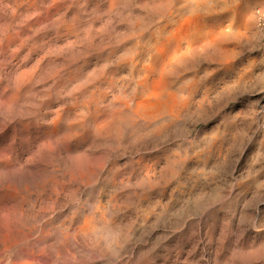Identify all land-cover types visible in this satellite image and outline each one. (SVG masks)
I'll return each mask as SVG.
<instances>
[{
    "label": "rangeland",
    "instance_id": "obj_1",
    "mask_svg": "<svg viewBox=\"0 0 264 264\" xmlns=\"http://www.w3.org/2000/svg\"><path fill=\"white\" fill-rule=\"evenodd\" d=\"M178 1L0 0V264H264V0ZM216 26L232 34L224 47L233 56L221 62L202 48L179 61L185 70L170 68L171 91L194 89V100L169 128L158 124L148 138L134 117L97 133L91 121L77 126L78 102H88L83 115L98 107L77 90L89 70L102 72L101 99H117L133 81L127 49L165 27L183 35Z\"/></svg>",
    "mask_w": 264,
    "mask_h": 264
},
{
    "label": "bare ground",
    "instance_id": "obj_2",
    "mask_svg": "<svg viewBox=\"0 0 264 264\" xmlns=\"http://www.w3.org/2000/svg\"><path fill=\"white\" fill-rule=\"evenodd\" d=\"M178 1V0H177ZM182 1H185V0H182ZM181 1V2H182ZM187 1V0H186ZM195 1V0H194ZM193 1V2H194ZM197 1V0H196ZM200 1L201 0H199V3H200ZM205 1V0H204ZM235 1V0H234ZM234 1H233V3H234ZM248 1V0H247ZM110 2V1H109ZM179 2V1H178ZM190 2V1H189ZM203 2V1H202ZM209 2V1H208ZM208 2H206L207 4H208ZM216 2V1H215ZM227 2V1H226ZM102 3H103V1H102ZM112 3V2H111ZM177 3V2H176ZM183 3V2H182ZM211 3V2H210ZM230 3V2H229ZM236 3V2H235ZM178 4V3H177ZM181 4V3H180ZM195 4V3H194ZM204 4V3H203ZM228 4V3H227ZM232 4V3H231ZM245 4V3H244ZM101 5H103V4H101ZM186 5H188V3L186 2ZM209 5V4H208ZM214 5V4H213ZM219 5V4H218ZM239 5V4H238ZM165 6V5H164ZM177 6V5H176ZM182 6H184L183 4H182ZM182 6H181V8H182ZM215 6V5H214ZM220 6H221V4H220ZM243 6V5H242ZM204 7V6H203ZM202 7V8H203ZM209 7V6H208ZM207 7V8H208ZM216 7V6H215ZM239 7H241V6H239ZM246 7V6H245ZM178 8V7H177ZM184 8V7H183ZM198 8V7H197ZM206 8V7H205ZM211 8V7H210ZM220 8V7H219ZM222 8V7H221ZM228 8V7H227ZM111 9H112V5H111ZM190 9V8H189ZM194 9V7L192 6L191 7V9H190V11L191 10H193ZM201 9V8H200ZM204 9V8H203ZM203 9H202V11H203ZM217 10H219L218 8H216ZM215 9V10H216ZM172 10V9H171ZM179 10H181V9H179ZM195 11H198V10H196V8L194 9ZM213 10V9H212ZM216 10V11H217ZM222 10H224V9H222ZM226 10V9H225ZM246 10V9H245ZM169 11V10H168ZM176 11V10H175ZM208 11V10H207ZM220 11H221V9H220ZM231 11V10H230ZM237 11V10H236ZM247 11V10H246ZM170 12V11H169ZM177 12V11H176ZM183 12V11H182ZM188 12V11H187ZM192 12H194V11H192ZM199 12H200V10H199ZM211 12V11H210ZM210 12H208V13H210ZM213 12V11H212ZM228 12V11H227ZM238 12V11H237ZM243 12V11H242ZM175 13V12H174ZM173 13V14H174ZM178 13V12H177ZM195 13V12H194ZM203 13H206V11H204ZM180 14V13H179ZM190 14H192L191 12H190ZM189 14V15H190ZM199 14V13H198ZM197 14V15H198ZM200 14H202V13H200ZM212 14V13H211ZM228 14H229V12H228ZM232 14V13H231ZM237 14V13H236ZM241 14V13H240ZM244 14V13H243ZM167 15V14H166ZM206 14H204V16H205ZM227 15V14H226ZM239 15V14H238ZM175 16H177V15H175ZM179 16V15H178ZM177 16V17H178ZM210 16V15H209ZM219 16V15H218ZM229 16V15H228ZM228 16H227V18H228ZM231 16V15H230ZM233 16V15H232ZM242 16H244V15H242ZM241 16V17H242ZM246 16V15H245ZM159 17V16H158ZM180 17V16H179ZM185 17V16H184ZM199 17V16H198ZM214 17H215V15H214ZM223 17V16H222ZM240 17V16H239ZM175 18V17H174ZM181 18V17H180ZM180 18H179V20H180ZM197 18V17H196ZM202 18H203V16H202ZM202 18H201V20H202ZM210 18V17H209ZM217 18V17H216ZM224 18H225V15H224ZM231 18V17H230ZM167 19V18H166ZM177 19V18H176ZM204 19V18H203ZM207 19V18H206ZM211 19V18H210ZM210 19H209V21H210ZM213 19V18H212ZM218 19H219V17H218ZM232 19V18H231ZM236 19V18H235ZM244 19V18H243ZM171 20V19H170ZM169 20V21H170ZM173 20V19H172ZM191 20H192V18H191ZM198 20V19H197ZM217 20V19H216ZM216 20H214V21H216ZM222 20V19H221ZM242 20V19H241ZM88 21V20H87ZM94 21V20H93ZM173 21H175V20H173ZM189 21V20H188ZM204 21V20H203ZM218 21V20H217ZM225 21H227V19H225ZM233 21V20H232ZM236 21V20H235ZM98 22V21H97ZM96 22V23H97ZM127 22V21H126ZM166 22V21H165ZM171 22V21H170ZM169 22V23H170ZM180 22V21H179ZM182 22V21H181ZM195 22H197V21H195ZM211 22V21H210ZM228 22V21H227ZM230 22V21H229ZM243 22V21H242ZM245 22V21H244ZM103 23V22H102ZM133 23V22H132ZM139 23V22H138ZM161 23V22H160ZM160 23H158L159 25H160ZM175 23V22H174ZM206 23V22H205ZM212 23H214L215 24V22H212ZM217 23V22H216ZM230 23H232V22H230ZM94 24H95V22H94ZM127 24V23H126ZM162 24H164V22L162 23ZM172 24V23H171ZM181 24V23H180ZM179 24V25H180ZM219 24V23H218ZM222 24H223V22H222ZM225 24V23H224ZM237 24V23H236ZM244 24V23H243ZM73 25V24H72ZM130 25V24H129ZM138 25V24H137ZM156 25V24H155ZM174 25V24H173ZM226 25H227V23H226ZM229 25V24H228ZM231 25V24H230ZM245 25V24H244ZM69 26V25H68ZM67 26V27H68ZM77 26V25H76ZM102 26V25H101ZM100 26V27H101ZM104 26V25H103ZM135 26H136V24L134 25V28H135ZM178 26V25H177ZM177 26H175V27H177ZM205 26H207L208 27V25H205ZM204 26V27H205ZM210 26V25H209ZM124 27V26H123ZM161 27V26H160ZM169 27V26H168ZM167 27V28H168ZM179 27V26H178ZM207 27H205V28H207ZM217 27V26H216ZM215 27V28H216ZM226 27H228V26H226ZM239 27V26H238ZM243 27V26H242ZM245 27V26H244ZM65 28V27H64ZM68 28H70V27H68ZM75 28V27H74ZM92 28V27H91ZM122 28V27H121ZM131 28V27H130ZM141 28V27H140ZM155 28V27H154ZM158 28V27H157ZM166 28V27H165ZM165 28H163L162 30H159V31H157V32H155V34H152L151 36H150V40H148V44H147V46L146 47H144V45H143V48L140 50V49H138L137 48V46L135 47V48H130V49H127L126 50V52L127 53H132V55H131V57L129 58V59H125V60H123V63L125 64V65H127V67L128 68H130L129 70L131 71V74H132V79H133V81H132V83H130V86H128L127 87V85L125 86V88L126 89H129L130 87V91L128 92V91H126V92H121V95L119 96V98H117V99H112V100H108L107 102H104L102 99H101V95H100V91H102V90H99L98 89V84L100 85V83H103V82H101V79H99V76L100 75H102V72H100V70H98L97 68V70H92L91 72H90V70H89V73H90V75L91 76H88L87 78H86V76H85V79H88V82H89V84H87L88 85V87L86 88L85 87V89H80L79 87V89H77L78 90V92L80 93V95L82 96V97H88V98H90V99H92V102H94V103H97V106L98 107H96V109L94 108V110L92 109V111L90 112V114L89 113H87V114H85V115H83L86 111H84V110H87V108L88 107H86L87 106V103L86 104H82V105H80V102H78L79 103V108H80V111H81V114L79 113V119L77 120V126H80V128H81V126L83 125V124H85V123H87L86 121H88V123L91 121L92 122V124L94 125H90V126H93V132H96L97 130H99L98 129V126H99V124H101V123H103L104 125H115L116 123H118V125L120 124V123H122L123 122V124L124 123H127L128 124V121L132 118V117H134L135 118V120H137V121H139L138 122V125L140 124L141 125V127L144 129V130H147L149 133H150V135L148 136V138H150V136H155V135H157V133H158V130L156 129V127H157V125L159 124L160 125V127L161 128H166L167 126H168V128H169V125H171L173 122H174V120L175 119H177V116L178 115H181V112H184V110L187 108V107H189V105L191 104V102L194 100L193 99V90H191L192 92H189V91H185V93H186V95H184L185 97H182L183 95V92H182V94L180 95L179 93L181 92H178V89H177V91H175V92H172L171 91V89H175V87L173 86V88H171L172 87V83H171V81H170V74H171V72H172V68L171 67H173V66H175L179 61L181 62L183 59H185V58H187V57H189V55L191 54V53H194L197 49L199 50V49H202V48H209V49H207V51L208 50H216L217 52L219 51V53H218V57L216 58V59H219V61H221L222 62V60L224 61L225 60V58H227L226 56H228L227 54H230L229 55V57L230 56H233V55H231L232 53H233V50H231V52H229L228 50H226L225 49V47H224V44L227 42V41H229L230 40V38H232L231 36H232V34L230 35V34H228V32L230 33V31L228 30V32L227 33H225L223 30L224 29H222L221 27H217L218 29H216L217 31H210V32H206V31H191V29H190V31L191 32H187V33H185V34H174L173 32H171V31H168V30H164ZM170 28V27H169ZM173 28V27H172ZM203 28V27H202ZM204 28V29H205ZM224 28H225V26H224ZM235 28V27H234ZM101 29H102V27H101ZM104 29V28H103ZM120 29V28H119ZM159 29V28H158ZM185 29L186 28H184V32H185ZM194 29V28H193ZM204 29H202V30H204ZM228 29H229V27H228ZM232 29V28H231ZM235 29H237V28H235ZM67 30V29H66ZM115 30H117L116 28H115ZM126 30V29H125ZM152 30V29H151ZM170 30H171V28H170ZM207 30V29H206ZM215 30V29H214ZM245 30H246V28H245ZM245 30H242L241 29V31H239V32H242V31H245ZM69 31V30H68ZM68 31H66V32H68ZM70 31H72V30H70ZM69 31V32H70ZM103 31V30H102ZM101 31V32H102ZM124 31V30H123ZM122 31V35L124 34V33H126V35L129 33L130 34V32H128L127 33V30H126V32H123ZM135 31H136V29H135ZM134 31V32H135ZM144 31V30H143ZM231 31H233V30H231ZM236 31V30H235ZM68 32V33H69ZM79 32V31H78ZM92 32V31H91ZM96 32V31H95ZM113 33H114V31H112ZM119 32V31H118ZM148 32H150V31H148ZM148 32L146 33V34H148ZM62 33H63V31H62ZM75 33V32H74ZM76 33H77V31H76ZM80 33H83V32H80ZM117 33V32H116ZM131 33H132V31H131ZM140 33H142V32H140ZM232 33V32H231ZM243 33V32H242ZM64 34H65V31H64ZM99 34V33H98ZM136 34V33H135ZM72 35V33L70 32V36ZM78 35V34H77ZM74 36V38L75 37H79V36H81V35H79V36ZM84 35H86V34H84ZM102 35V34H101ZM99 36V38L100 37H102V36ZM116 35V34H115ZM114 35V36H115ZM120 35V34H119ZM126 35H124V36H126ZM144 35V34H143ZM143 35H136V39L137 40H143V38H142V36ZM150 35V34H149ZM242 35H244V34H242ZM63 36V35H62ZM73 36V35H72ZM94 36H96V35H94ZM113 36V35H112ZM117 36V35H116ZM121 36V35H120ZM131 36V35H130ZM130 36H129V38H130ZM135 36V35H134ZM146 36V35H145ZM144 36V37H145ZM64 37H65V35H64ZM63 37V38H64ZM67 37V36H66ZM84 37V36H83ZM87 37H88V35H87ZM109 37V36H108ZM117 37H119V36H117ZM245 37V36H244ZM243 37V38H244ZM70 38V37H69ZM72 38V37H71ZM148 38H149V36H148ZM242 38V39H243ZM76 39V38H75ZM79 39H80V37H79ZM86 39V38H85ZM89 39V38H88ZM98 39V38H97ZM109 39V38H108ZM108 39H106V40H108ZM115 39V38H114ZM123 39V38H122ZM128 39V38H127ZM147 39V38H146ZM146 39H144L145 41H146ZM233 39H234V37H233ZM239 39V38H238ZM237 38H236V40H238ZM241 39V38H240ZM66 38H65V43H66ZM78 40V39H77ZM81 40V39H80ZM117 40V39H116ZM125 40H126V38H125ZM72 41H75V40H72ZM103 41V40H102ZM112 41H113V39L111 40V43H112ZM130 41V40H129ZM131 41H132V39H131ZM135 41V40H134ZM231 41V40H230ZM101 42V41H100ZM104 42V41H103ZM108 42V41H107ZM116 42V41H115ZM120 42H122V41H120ZM125 42V41H124ZM128 42V41H127ZM127 42L126 43H124V44H126V45H128L127 44ZM234 42V41H233ZM238 42V41H237ZM76 42H74V44H75ZM78 43V42H77ZM76 43V44H77ZM97 43V42H96ZM96 43H94V44H96ZM114 43V42H113ZM113 43L111 44V45H113ZM133 43H135V42H133ZM142 43V42H141ZM229 43V42H228ZM230 43H232V42H230ZM69 44H70V42H69ZM84 44V43H83ZM101 44H102V42H101ZM110 44V43H109ZM123 44V45H124ZM235 43H233L232 45H234ZM237 44H239L240 45V42L239 43H237ZM98 45V44H97ZM105 45V44H104ZM136 45V44H135ZM73 46V45H72ZM77 46V45H76ZM81 46V45H80ZM102 46H103V44H102ZM116 46V45H115ZM138 46H141V45H138ZM222 46V47H221ZM226 46V45H225ZM234 46H236V45H234ZM228 47V46H227ZM98 48H99V46H98ZM121 48H123V47H121ZM141 48V47H140ZM230 48V47H229ZM234 48V47H233ZM134 49H136V50H134ZM235 49H236V47H235ZM123 50H124V48H123ZM122 51V50H121ZM200 51V50H199ZM202 51V50H201ZM227 51L229 52V53H227ZM75 52H76V50H75ZM119 52V51H118ZM211 52V51H210ZM214 52V51H213ZM238 51H236V53H237ZM120 53V52H119ZM126 53V54H127ZM195 53H197V52H195ZM204 52L202 51V53L201 54H203ZM208 53V52H207ZM207 53H206V55H207ZM212 53V52H211ZM210 54V53H209ZM212 54H214V53H212ZM212 54H210V55H212ZM238 54V53H237ZM103 55V54H102ZM105 55V54H104ZM103 55V56H104ZM116 55H117V53H116ZM123 55H125V54H123ZM195 55V54H194ZM210 55H208V56H210ZM98 56V55H97ZM191 56V55H190ZM197 56V54L195 55V57ZM198 56H199V58H200V54L198 53ZM197 56V57H198ZM202 56H205V55H202ZM201 56V57H202ZM94 57V56H93ZM196 57V58H197ZM205 57H207V56H205ZM212 57H213V55H212ZM228 57V58H229ZM234 57H236V56H234ZM234 57H232L233 59H235ZM238 58H239V56H237ZM100 58V57H99ZM116 58V57H115ZM189 58H191V57H189ZM194 57H192V59H193ZM195 58V59H196ZM210 58V57H209ZM208 58V59H209ZM213 58H215V57H213ZM213 58L211 59V62H212V60H213ZM231 58V57H230ZM87 59V58H86ZM194 59V60H195ZM202 59V58H201ZM237 59V58H236ZM240 59V58H239ZM102 60V59H101ZM108 60H109V58H108ZM112 60V59H111ZM191 60V59H190ZM190 60H188V58H187V61H186V66H187V62L188 61H190ZM199 60V59H198ZM197 60V61H198ZM203 60V59H202ZM202 60H201V62H202ZM228 60V59H227ZM230 60V59H229ZM66 61H68V60H66ZM72 61V60H71ZM196 61V62H197ZM200 61V60H199ZM205 60H203V62H204ZM210 61V60H209ZM218 61V60H217ZM236 61V60H235ZM79 62V61H78ZM89 62V61H88ZM94 62H95V60H94ZM93 62V63H94ZM98 62V61H97ZM104 62V61H103ZM108 62V61H107ZM113 62H114V60H113ZM121 62V61H120ZM180 62H179V64H180ZM183 62V61H182ZM182 62H181V64H182ZM205 62H207V61H205ZM210 62V63H211ZM220 62V63H221ZM231 62V61H230ZM243 62V61H242ZM82 63H86L85 61H82ZM90 63V62H89ZM92 63V64H93ZM114 63H117V62H114ZM191 63V62H190ZM193 63H195V62H193ZM198 63V62H197ZM219 62H217V64H218ZM240 63V62H239ZM48 64V63H47ZM77 64V63H76ZM79 64V63H78ZM180 64V66H184V65H181ZM184 64V63H183ZM200 64H202V63H200ZM224 64V63H223ZM227 64H228V62H227ZM72 65V64H71ZM75 65V64H74ZM84 65V64H83ZM83 65H81L82 67H83ZM91 65V64H90ZM124 65V66H125ZM178 65V64H177ZM190 65V64H189ZM192 65H194V64H192ZM197 65V64H196ZM219 65H222V64H219ZM232 65V64H231ZM239 65V64H238ZM247 65H249L248 63H247ZM43 66V65H42ZM48 66V65H47ZM52 66V65H51ZM88 66V65H87ZM92 66V65H91ZM104 66H105V64H104ZM216 66V65H215ZM233 66V65H232ZM240 66V65H239ZM78 67H79V65H78ZM108 67V66H107ZM190 67H194V66H189V68ZM197 67V66H196ZM200 67V66H199ZM206 67V66H205ZM204 67V68H205ZM208 67H210L209 65H208ZM208 67H206V68H208ZM218 67V66H217ZM220 67V66H219ZM235 67H236V65H235ZM234 67V68H235ZM249 67V66H248ZM80 68V67H79ZM117 68V67H116ZM124 68V67H123ZM171 68V69H170ZM175 68H177V69H175V70H178L179 68H178V66L177 67H175ZM184 68V70H185V66L183 67ZM188 68V69H189ZM203 68V66H202V69H204ZM212 68V70L214 71V68L213 67H211ZM45 69V68H44ZM75 69V68H74ZM120 69V68H119ZM125 69V68H124ZM127 69V68H126ZM198 69V68H197ZM208 69H210V68H208ZM217 69V68H216ZM215 69V70H216ZM219 69V68H218ZM222 69V68H221ZM225 69H226V67H225ZM236 69V68H235ZM246 69V68H245ZM46 70H47V67H46ZM80 70H81V68H80ZM80 70H79V72H80ZM82 70H84V69H82ZM88 70L86 71V73L88 72ZM109 70H111V69H109ZM207 70V69H206ZM239 70V69H238ZM43 71V70H42ZM74 71V70H73ZM102 71V70H101ZM117 71H118V69H117ZM119 71H122V70H119ZM173 71H174V69H173ZM201 71V70H200ZM225 71V70H224ZM235 71V70H234ZM245 71V70H244ZM41 72V71H40ZM52 72V71H51ZM55 72V71H54ZM59 72V71H58ZM105 72H106V70H105ZM116 72V71H115ZM181 72H182V70H181ZM219 72V71H218ZM226 72V71H225ZM43 73H44V71H43ZM46 73V72H45ZM60 73V72H59ZM62 73V72H61ZM72 73V72H71ZM73 73H75V72H73ZM84 73V72H83ZM88 73V74H89ZM110 73V72H109ZM119 73V72H118ZM117 72L115 73L116 74V76H118L117 74H118ZM173 73V72H172ZM176 73V72H175ZM185 73H186V71H185ZM193 73V72H192ZM204 73V72H203ZM235 73V72H234ZM238 73H240V71H238ZM237 73V74H238ZM41 74V73H40ZM39 74V75H40ZM47 74V73H46ZM52 74V73H51ZM68 74V73H67ZM80 74V73H79ZM88 74H86V75H88ZM174 74V73H173ZM172 74V75H173ZM177 74V73H176ZM180 74V73H179ZM183 74V73H182ZM181 74V75H182ZM205 74L206 73H204V74H202L203 75V77L205 76ZM223 74H225V73H223ZM241 74V73H240ZM44 75V74H43ZM61 75V74H60ZM120 75H121V73H120ZM126 75H129V74H126ZM185 75H187V74H185ZM209 75V74H208ZM217 75V74H216ZM219 75V74H218ZM230 75H232L231 73H230ZM236 75V74H235ZM42 76V75H41ZM75 76H79V75H75ZM84 76V75H83ZM110 76V75H109ZM114 76V75H113ZM131 76V75H130ZM174 76H175V74H174ZM192 76H194V75H192ZM213 76H215V75H213ZM227 76V75H226ZM229 76V75H228ZM227 76V77H228ZM234 76V75H233ZM37 77H39V76H37ZM66 77V76H65ZM67 77H69L68 75H67ZM128 77V76H127ZM173 77V76H172ZM177 77H178V75H177ZM184 77V76H183ZM195 77V76H194ZM209 77V76H208ZM219 77V76H218ZM55 78V77H54ZM60 78V77H59ZM72 78V77H71ZM70 78V79H71ZM76 78H78V77H76ZM130 78V77H129ZM175 78H176V76H175ZM190 78H192V77H190ZM198 78V77H197ZM202 78V77H201ZM217 78V77H216ZM230 78V77H229ZM38 79H40V78H38ZM82 79V78H81ZM80 79V80H81ZM108 80H109V78H107ZM218 79V78H217ZM225 79V78H224ZM233 79V78H232ZM237 79V78H236ZM24 80V79H23ZM48 80V79H47ZM60 80V79H59ZM72 80V79H71ZM79 80V79H78ZM111 80V79H110ZM113 80V79H112ZM126 80H128V79H126ZM130 80H128V82L130 81ZM173 80V79H172ZM190 80V79H189ZM212 80V79H211ZM215 80V79H214ZM220 80V79H219ZM221 80H222V77H221ZM68 81V80H67ZM74 81H77V80H74ZM83 81V80H82ZM107 81V80H106ZM121 81V80H120ZM120 81H118L117 80V82H120ZM184 81V80H183ZM195 81V80H194ZM200 81V80H199ZM199 81H196V82H198L199 83ZM203 81V80H202ZM208 81V80H207ZM210 81V80H209ZM223 81V80H222ZM24 82V81H23ZM69 82V81H68ZM105 82V81H104ZM123 82V81H122ZM127 82V81H126ZM128 82L126 83V84H128ZM181 82V81H180ZM192 82H193V79H192ZM201 82V81H200ZM227 82V81H226ZM225 82V83H226ZM230 82V81H229ZM234 82V80H232V83ZM67 83V82H66ZM65 83V84H66ZM79 83V82H78ZM81 83V82H80ZM106 83V82H105ZM113 83V82H112ZM176 83H179V82H176ZM184 83V82H183ZM187 83V82H186ZM185 83V84H186ZM195 83V82H194ZM197 83V84H198ZM204 83V82H203ZM211 83V82H210ZM216 84H217V82H215ZM224 83V84H225ZM235 83V82H234ZM60 84H61V82H60ZM59 84V85H60ZM85 84V83H84ZM104 84V83H103ZM114 84H116V83H114ZM125 84V83H124ZM123 84V85H124ZM197 84H193V86H196ZM199 84H202V83H199ZM223 84V83H222ZM48 85V84H47ZM62 85V84H61ZM83 85V84H82ZM82 85H80V86H82ZM113 85V84H112ZM117 85V84H116ZM176 85V84H175ZM177 85H181V84H177ZM209 85V84H208ZM220 85V84H219ZM79 86V85H78ZM84 86V85H83ZM82 86V87H83ZM104 86V85H103ZM102 86V87H103ZM109 86H111V84L109 85ZM108 85H107V87H109ZM115 86V85H114ZM113 86V87H114ZM120 86V85H119ZM122 86V85H121ZM120 86V87H121ZM201 86V85H200ZM200 86H198L199 88H200ZM214 86V85H213ZM224 86V85H223ZM226 86V85H225ZM229 86H230V84L228 85V88H229ZM232 86V85H231ZM234 86V85H233ZM52 87V86H51ZM60 87V86H59ZM75 87V86H74ZM102 87H100V88H102ZM105 87V86H104ZM119 87V88H120ZM179 87V86H178ZM203 87V86H202ZM71 88V87H70ZM76 88V87H75ZM112 88V87H111ZM123 88V87H122ZM122 88H120V91H123V90H121ZM190 88H192V86L190 87ZM211 88V87H210ZM209 88V89H210ZM215 88V87H214ZM219 88V87H218ZM222 88H224V87H222ZM227 88V89H228ZM231 88V87H230ZM234 88V87H233ZM72 89V88H71ZM71 89H70V91H71ZM124 89V88H123ZM173 89V90H174ZM183 89V88H182ZM208 89V90H209ZM226 89V88H225ZM27 90V89H26ZM60 90V89H59ZM62 90V89H61ZM180 90V89H179ZM188 90V89H187ZM203 90V89H202ZM202 90H199V91H201L202 92ZM207 90V91H208ZM212 90V89H211ZM220 90V89H219ZM231 90V89H230ZM51 91V90H50ZM73 91V90H72ZM118 88H117V93H118ZM184 91V90H183ZM205 91V90H204ZM213 91V90H212ZM109 92V91H108ZM71 93V92H70ZM78 93V94H79ZM113 93V92H112ZM184 93V94H185ZM196 93V92H195ZM48 94H49V92H48ZM72 94H73V92H72ZM75 94V93H74ZM77 94V95H78ZM198 94V93H197ZM203 94V93H202ZM207 94V93H206ZM104 95V94H103ZM109 95V94H108ZM111 95V94H110ZM117 95H119V94H117ZM116 95V96H117ZM195 95V94H194ZM199 95V94H198ZM204 95V94H203ZM210 95V94H209ZM220 95V94H219ZM223 95V94H222ZM72 96H74V95H72ZM201 96V95H200ZM199 96V97H200ZM77 97V96H76ZM75 97V98H76ZM82 97H80V99L79 100H81V98ZM106 97V96H105ZM195 97H197L196 95H195ZM208 97V96H207ZM68 98H69V96H68ZM74 98V99H75ZM85 98V99H86ZM109 98V97H108ZM116 98V97H115ZM209 98V97H208ZM110 99V98H109ZM200 99V98H199ZM211 99V98H210ZM209 99V100H210ZM76 100V99H75ZM84 100V99H83ZM87 100V99H86ZM86 100H85V102H86ZM201 100V99H200ZM202 100H203V98H202ZM202 100H201V102H202ZM47 102H48V100H47ZM70 102H71V100H70ZM81 102H82V100H81ZM196 102H197V100H196ZM205 102H206V99H205ZM204 102V103H205ZM75 103V102H74ZM83 103V102H82ZM91 102H90V100H89V104H90ZM92 104V103H91ZM90 104V105H91ZM194 104V103H193ZM196 104V103H195ZM76 105V108H77V104H75ZM93 105V104H92ZM200 104H198V106H199ZM210 105H211V103H210ZM203 106H205V104L203 105ZM202 106V107H203ZM207 106V105H206ZM72 107H74V106H72ZM91 107V106H90ZM208 107V106H207ZM206 107V108H207ZM211 107V106H210ZM190 108V107H189ZM90 109V108H89ZM90 109V110H91ZM194 109H196V107L194 108ZM198 109V111H199V108H197ZM210 109H212V108H210ZM67 110V109H66ZM75 110V109H74ZM189 110V109H188ZM68 111V110H67ZM76 111H78V110H76ZM194 111V110H193ZM204 111V110H203ZM75 112V111H74ZM88 112V111H87ZM189 112V111H188ZM191 112H192V110H191ZM70 113V112H69ZM185 113V112H184ZM63 114V113H62ZM190 114V113H189ZM188 114V115H189ZM74 115V114H73ZM76 115H77V113H76ZM75 115V116H76ZM88 116V117H85V116ZM75 116H73V117H75ZM190 116V115H189ZM60 117V116H59ZM63 117H65V115H63ZM77 117V116H76ZM131 117V118H130ZM180 117V116H179ZM57 120V119H56ZM66 120V119H65ZM180 120V119H179ZM99 121H101L100 123H99ZM131 122L132 121H134L133 120V118L130 120ZM67 122H68V120H67ZM130 122V123H131ZM58 123V122H57ZM74 123V122H73ZM75 124H76V122H75ZM75 124H73V127H76L75 126ZM90 124V123H89ZM122 124V125H123ZM88 125V124H87ZM117 125V124H116ZM115 125V126H116ZM117 125V126H118ZM121 125V126H122ZM174 125V124H173ZM101 126V125H100ZM99 126V127H100ZM126 126V125H125ZM127 126H129V125H127ZM126 126V127H127ZM89 127V126H88ZM102 127H104L103 125H102ZM106 127V126H105ZM104 127V128H105ZM131 127V126H130ZM136 127V126H135ZM106 128H108L107 130H109V128L110 127H106ZM116 128V127H115ZM118 128V127H117ZM73 129V128H72ZM75 129V128H74ZM82 129V128H81ZM84 130H85V126H84V128H83ZM97 129V130H96ZM119 129H120V127H119ZM143 129H141V131H144ZM174 129V128H173ZM78 130V129H77ZM96 130V131H95ZM102 130V129H101ZM101 130L99 131V132H101ZM104 130H106V129H104ZM103 130V131H104ZM110 130H112V128L110 129ZM167 130H169V129H167ZM76 131V130H75ZM75 131H74V134H75ZM115 132V134H116V129L114 130ZM166 131V130H165ZM77 132V131H76ZM87 132V131H86ZM105 132H107V131H105ZM118 132V131H117ZM168 132V131H167ZM89 133V132H88ZM91 133V132H90ZM97 133V132H96ZM108 133V132H107ZM133 133V132H132ZM131 133V134H132ZM138 133H140V132H138ZM145 133V132H144ZM147 133V132H146ZM87 134V133H86ZM91 134H93V133H91ZM110 134H111V132H110ZM120 134V133H119ZM118 133H117V135H119ZM130 133H128V135H129ZM163 134V133H162ZM87 135H89V134H87ZM86 135V136H87ZM95 136H96V134H94ZM100 135H101V133H100ZM100 135H98V136H100ZM109 135V134H108ZM113 135V134H112ZM138 135V134H137ZM161 135V134H160ZM92 136V135H91ZM95 136L93 137L92 136V138H95ZM97 136V137H98ZM109 136H111V135H109ZM163 136V135H162ZM168 135H166V137H167ZM177 136V135H176ZM102 137H104V136H102L101 135V138ZM105 137H107V135L105 136ZM105 137H104V139H105ZM116 137V136H115ZM126 137V136H125ZM132 137V136H131ZM160 137V136H159ZM164 137V136H163ZM89 138H90V136H89ZM91 138V139H92ZM100 138V137H99ZM99 138H97L98 140H100ZM109 138V137H108ZM117 138V137H116ZM118 138H119V136H118ZM137 138H139L138 136H137ZM143 139H144V137H142ZM87 139H88V137H87ZM113 139V138H112ZM124 139H126V138H124ZM123 139V140H124ZM130 139V138H129ZM129 139H127V140H129ZM134 139H135V137H134ZM102 140H103V138H102ZM109 140V139H108ZM116 140V139H115ZM120 140H121V138H120ZM122 140V141H123ZM130 140H132V139H130ZM145 140V139H144ZM153 140V139H152ZM210 140V139H209ZM212 140V139H211ZM113 141V140H112ZM138 141V140H137ZM114 142V141H113ZM117 142V141H116ZM130 142H132V141H130ZM106 144H107V142H105ZM123 143V142H122ZM134 143V142H133ZM207 143V142H206ZM210 143V142H209ZM124 144V143H123ZM126 144H127V141H126ZM140 144V143H139ZM117 145V144H116ZM120 145V144H119ZM130 145H131V143H130ZM133 145V144H132ZM206 145V144H205ZM110 146V145H109ZM121 146H122V144H121ZM125 146L126 145H124L123 147L125 148ZM143 146V145H142ZM211 146V145H210ZM139 147H140V145H139ZM208 147V146H207ZM207 147H206V149H207ZM127 148H128V146H127ZM129 148H130V146H129ZM132 148V147H131ZM134 148H136V147H134ZM138 148V147H137ZM205 148V147H204ZM213 148V147H212ZM120 149V148H119ZM214 149V148H213ZM113 150V149H112ZM118 150V149H117ZM129 150V149H128ZM203 150H205V149H203ZM120 151H121V149H120ZM131 151V150H130ZM132 151H134V150H132ZM135 152V151H134ZM135 154V153H134ZM215 154V153H214ZM203 155H204V152H203ZM143 156V155H142ZM197 156V155H196ZM202 157V156H201ZM140 158V157H139ZM142 159H143V157H141ZM203 158H204V156H203ZM210 158V157H209ZM180 159V158H179ZM205 159V158H204ZM148 160V159H147ZM154 160H156V159H154ZM175 160V159H174ZM173 161V160H172ZM177 161V160H176ZM138 162V161H137ZM141 162V161H140ZM139 162V163H140ZM149 162H151V161H149ZM200 162H202V161H200ZM203 162H204V160H203ZM175 163V162H174ZM178 163V162H177ZM199 163V162H198ZM205 163V162H204ZM211 163L212 162H210V166H211ZM132 164H134V163H132ZM131 164V165H132ZM142 164V163H141ZM150 164V163H149ZM155 164H157L158 165V163H156L155 162ZM171 164H172V162H171ZM203 164V163H202ZM175 165V164H174ZM205 165V164H204ZM137 166V165H136ZM139 166H140V164H139ZM144 166V165H143ZM172 166H173V164H172ZM142 167V166H141ZM149 167V166H148ZM152 167V166H151ZM174 167V166H173ZM211 167H213V166H211ZM144 168V167H143ZM143 168H141V169H143ZM209 168V167H208ZM138 169H139V167H138ZM147 169V168H146ZM195 169V168H194ZM200 169H202V168H200ZM208 170V169H207ZM211 170V169H210ZM136 171V170H135ZM143 171V170H142ZM151 171V170H150ZM149 171V172H150ZM166 171V170H165ZM195 171H197V170H195ZM209 171V170H208ZM154 172V171H153ZM171 172H172V170H171ZM198 172V171H197ZM139 173H141V172H139ZM151 173V172H150ZM150 173H148V174H150ZM155 173H156V171H155ZM155 173H153V174H155ZM195 173V172H194ZM193 173V174H194ZM210 173H213V169H212V171L210 172ZM142 174V173H141ZM143 174H145V173H143ZM147 174V173H146ZM145 174V175H146ZM209 174V173H208ZM171 175V174H170ZM173 175V174H172ZM175 175V174H174ZM178 175V174H177ZM151 176H152V173H151ZM155 176V175H154ZM153 176V177H154ZM148 177L150 178V176L148 175ZM161 177V176H160ZM173 177V176H172ZM206 177V176H205ZM180 178V177H179ZM178 179V178H177ZM181 179V178H180ZM180 179H178V181L180 180ZM171 180V179H170ZM196 180V179H195ZM194 180V181H195ZM207 180H210V179H207ZM212 180V179H211ZM184 181V180H183ZM193 181V182H194ZM204 181V180H203ZM175 182V181H174ZM176 182H177V180H176ZM171 184H172V182H170ZM180 183H182V181L180 182ZM198 183V182H197ZM206 183H207V181H206ZM170 184V185H171ZM208 184V183H207ZM172 185H175V183L174 184H172ZM171 185V186H172ZM182 185V184H181ZM198 185H200V184H198ZM211 185V184H210ZM177 186V185H176ZM178 186H179V184H178ZM183 186V185H182ZM201 186H203V185H201ZM207 186V185H206ZM173 187V186H172ZM210 187V186H209ZM178 188H180L181 189V187H177V189ZM203 188V187H202ZM173 190V189H172ZM175 190V189H174ZM179 190V189H178ZM182 190V189H181ZM175 192V191H174ZM178 192H180V190L178 191Z\"/></svg>",
    "mask_w": 264,
    "mask_h": 264
}]
</instances>
